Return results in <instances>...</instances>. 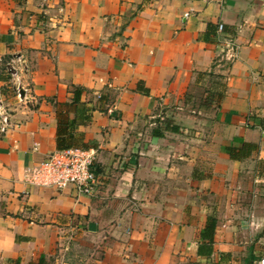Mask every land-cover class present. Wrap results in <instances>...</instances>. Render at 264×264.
I'll return each mask as SVG.
<instances>
[{"label":"crops","instance_id":"0c3cea01","mask_svg":"<svg viewBox=\"0 0 264 264\" xmlns=\"http://www.w3.org/2000/svg\"><path fill=\"white\" fill-rule=\"evenodd\" d=\"M3 59L20 98L0 134V264L264 257V0H0ZM208 77L217 105L189 111ZM70 124L96 151L90 196L24 181Z\"/></svg>","mask_w":264,"mask_h":264},{"label":"built area","instance_id":"2783aa9c","mask_svg":"<svg viewBox=\"0 0 264 264\" xmlns=\"http://www.w3.org/2000/svg\"><path fill=\"white\" fill-rule=\"evenodd\" d=\"M223 26L218 25L221 33ZM225 49V61H232L235 57L236 45L231 37L220 40ZM1 61V60H0ZM14 77L18 80V69L13 60ZM26 70V69H25ZM19 92V91H18ZM0 92V114L3 108ZM20 98V94L18 95ZM10 127L9 117L6 115L0 125V134H5ZM96 151L93 148H69L58 150L47 155L41 162L24 171V181L31 186L55 188L58 190L72 186L78 195L90 196L98 185L94 162ZM255 264H264V257Z\"/></svg>","mask_w":264,"mask_h":264},{"label":"rangeland","instance_id":"374dc122","mask_svg":"<svg viewBox=\"0 0 264 264\" xmlns=\"http://www.w3.org/2000/svg\"><path fill=\"white\" fill-rule=\"evenodd\" d=\"M13 64L9 59H3L0 61V81L5 83L0 84V92H1V99H2V110L0 114V125L2 124V119L4 116L9 115V111L6 110V104L10 98L17 97L19 95V81L14 77L13 72ZM210 88L209 77L205 79L202 85H193L190 89V102L187 106L189 111L204 110L203 107H206L207 110L214 109L217 105V99L208 100L207 94ZM206 99V100H205ZM207 103V104H206ZM206 104V105H205ZM209 104V105H208ZM196 115H198L196 113ZM158 120V119H157ZM96 256V254H95Z\"/></svg>","mask_w":264,"mask_h":264},{"label":"trees","instance_id":"16d2710c","mask_svg":"<svg viewBox=\"0 0 264 264\" xmlns=\"http://www.w3.org/2000/svg\"><path fill=\"white\" fill-rule=\"evenodd\" d=\"M227 37H229V36H227ZM138 89H140V91L147 93V91L141 86H138ZM79 91L76 90V96H75L76 101L79 100V94H80ZM70 126H71V124L68 126L69 127L68 134H65L63 130H58V146H57L58 150H65V149H69V148H84V147H74V146L69 145V143H67L68 141H66V140L70 139L72 137L71 136L72 135V133H71L72 129H70ZM162 130H164V131H168V130L176 131L177 128L175 126H170L169 122H164ZM153 133L157 137L163 136V132L158 131V130H154ZM215 227H216V220L214 218H210V220L208 221V226L205 229V233H204L205 235L204 236H208V235L211 236V234L214 233ZM211 242H212V238H211Z\"/></svg>","mask_w":264,"mask_h":264}]
</instances>
